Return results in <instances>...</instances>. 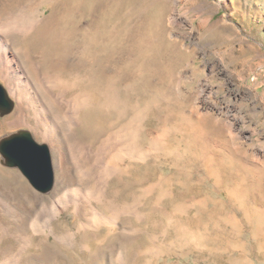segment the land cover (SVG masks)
<instances>
[{"label":"rangeland","instance_id":"374dc122","mask_svg":"<svg viewBox=\"0 0 264 264\" xmlns=\"http://www.w3.org/2000/svg\"><path fill=\"white\" fill-rule=\"evenodd\" d=\"M28 1L51 27L17 35L15 47L29 43L38 59L53 64L67 59L66 75L89 74L82 53L94 57L102 85L115 80L127 102L149 109L140 145L160 128L168 134L148 160L126 161L127 172L111 179L106 202L97 204L107 216L112 198L133 205L136 216L84 231L72 208L65 209L51 226L57 235L73 233L70 245L28 230L31 242L22 253L0 234V264L18 252V264H264V0H0V18ZM200 81L209 92L198 90ZM95 86L83 85L98 102L103 86ZM0 127V138L29 130ZM81 130L78 136L91 135ZM23 180L29 184L0 165L9 196L30 191ZM53 203L34 216L49 222L59 206Z\"/></svg>","mask_w":264,"mask_h":264},{"label":"bare ground","instance_id":"6f19581e","mask_svg":"<svg viewBox=\"0 0 264 264\" xmlns=\"http://www.w3.org/2000/svg\"><path fill=\"white\" fill-rule=\"evenodd\" d=\"M36 7L31 1L22 6L16 4L14 8L8 10L4 18H0V82L4 84L2 86L12 101L11 114H9L10 112L6 113L9 116L0 120V124L12 129L28 127L30 131H27L30 134L32 132L36 139L43 140L41 144H45L52 154V171L54 168L55 174L50 188L41 193L35 192L31 183L28 184L23 180L24 187L30 191L26 192L24 197L21 196L17 199L9 196L10 189L3 190L0 186L1 238L15 240L18 248L15 250L22 253L31 242V234H28V230L39 235L52 234L56 240L70 245L74 234L65 231V233L57 235L51 226V221L68 208H72L75 217L80 218L79 228L84 231L97 230L103 225H116L122 215L136 216V208L134 209L133 205L126 203L119 206L113 202L112 198L108 200L106 206L109 211H107L109 214L107 216L98 210L97 204H103L102 202L106 199L111 179L118 174L127 172L129 165L125 164L126 161L148 160L155 152L162 150L168 134L167 129L160 128L152 137L149 135L150 139L146 137L145 141L149 140L147 146L140 145L139 141L143 135L144 122L149 109L147 110L146 106L127 102L121 93L122 88L117 85L115 80H107L102 85L97 70L93 66L96 62L94 57L82 53V58L84 57L83 59L87 62L85 65L90 68L89 74L76 69L77 71L66 75L64 70L67 59L59 58L53 64L38 59L39 57L33 54L29 43H22L15 47L17 35L25 38L33 32L41 35L50 29L49 18L37 14ZM54 42L52 41L53 45ZM80 60L77 61V65L81 64ZM84 84H95L97 88L103 86L100 94L104 99L98 102L92 101L91 91L89 92V87L88 91L84 90ZM208 88L205 81L198 83L200 92H209ZM195 110L197 112V108ZM129 112H131L129 117L123 123L119 122L120 126H114V122L127 117ZM0 115L5 114L0 113ZM108 116H112L113 119H110L111 121L106 124L105 119ZM227 121L230 125L234 124L233 120L228 119ZM79 128L91 135L83 138L82 135L78 136ZM95 132H97L95 135L99 140L96 147L94 140L91 139ZM102 135L104 137L99 139V136ZM4 137L0 138V142ZM4 163L5 158L0 153L1 166L15 169L23 174L17 166H9ZM127 174L129 175V173ZM72 184H76L77 188L70 187ZM63 188L65 191L61 192ZM48 192L49 194H45ZM50 201L54 202L53 204L58 203L61 207H56L54 215L47 218L49 222H42L40 217L38 218L39 215L34 216L40 214L36 209L39 206L40 210L46 209ZM63 205H65L64 208ZM11 251V247L5 248L3 254L9 256ZM10 256L13 258H6L2 264H18L23 258L19 252ZM24 259L26 261L28 257L26 256ZM120 260L122 261V259Z\"/></svg>","mask_w":264,"mask_h":264},{"label":"water","instance_id":"95a60500","mask_svg":"<svg viewBox=\"0 0 264 264\" xmlns=\"http://www.w3.org/2000/svg\"><path fill=\"white\" fill-rule=\"evenodd\" d=\"M12 109V101L0 84V113ZM0 153L6 165L17 166L28 181L38 190L46 191L53 181L49 151L45 144L36 142L27 130H20L4 137L0 142Z\"/></svg>","mask_w":264,"mask_h":264}]
</instances>
